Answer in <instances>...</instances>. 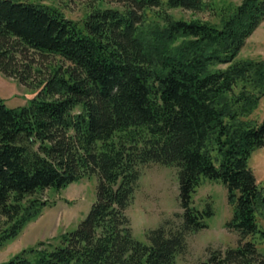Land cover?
<instances>
[{"label": "trees", "instance_id": "trees-1", "mask_svg": "<svg viewBox=\"0 0 264 264\" xmlns=\"http://www.w3.org/2000/svg\"><path fill=\"white\" fill-rule=\"evenodd\" d=\"M118 1L80 23L47 4L0 0V72L39 89L26 106L0 100V248L51 205L38 192L98 177L76 229L0 264H175L187 233L214 214L193 204L205 180L227 188L228 228L264 234V182L249 164L264 146V119L251 117L264 97V58H237L264 20V0ZM171 8L219 21L176 19ZM50 56L58 61L46 64ZM150 162L178 168L183 212L176 229L161 225L143 242L126 210ZM200 264H264V254L247 240Z\"/></svg>", "mask_w": 264, "mask_h": 264}, {"label": "rangeland", "instance_id": "rangeland-1", "mask_svg": "<svg viewBox=\"0 0 264 264\" xmlns=\"http://www.w3.org/2000/svg\"><path fill=\"white\" fill-rule=\"evenodd\" d=\"M40 2L60 9L70 19L82 23L94 8L122 7L118 0H26ZM242 0H215L216 6L227 3H240ZM176 19H203L218 22L217 15L210 11H193L183 8L168 10ZM264 58V20L249 36L241 48L238 57ZM58 61L50 56L44 60ZM42 64V61L40 62ZM44 67V65H42ZM223 67L226 65H222ZM45 70H48L44 67ZM32 88L0 72V100L10 108L29 105L38 93ZM76 109L75 111H78ZM252 118L264 119V97ZM249 164L257 181L264 182V146L255 150ZM97 175L86 176L63 188L54 186L38 192V196L49 204L41 214L26 224L20 234L0 248V262L6 261L25 248L33 247L38 242L56 245L61 234L76 229L86 217L97 198ZM178 168L156 162L141 166V176L137 182L133 199L126 213L131 220L132 232L136 239L148 242L147 232L161 225L176 229L182 222L183 209L179 196ZM193 204L200 210L212 206L214 214L206 218L208 227L186 235L187 246L177 254L175 264H200L207 261L213 250L237 247L240 242L254 240L258 251L264 254V234H250L242 238L236 230L226 223L232 218L233 210L228 203L227 188L224 184L205 180L193 196ZM260 227L264 230V217L258 216Z\"/></svg>", "mask_w": 264, "mask_h": 264}]
</instances>
